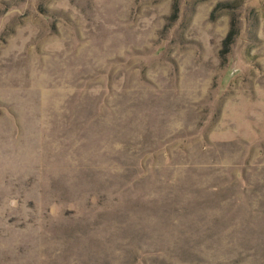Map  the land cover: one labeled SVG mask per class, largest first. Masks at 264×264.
<instances>
[{
	"label": "rangeland",
	"instance_id": "1",
	"mask_svg": "<svg viewBox=\"0 0 264 264\" xmlns=\"http://www.w3.org/2000/svg\"><path fill=\"white\" fill-rule=\"evenodd\" d=\"M0 264H264V0H0Z\"/></svg>",
	"mask_w": 264,
	"mask_h": 264
}]
</instances>
